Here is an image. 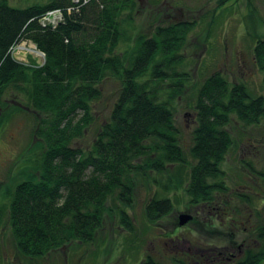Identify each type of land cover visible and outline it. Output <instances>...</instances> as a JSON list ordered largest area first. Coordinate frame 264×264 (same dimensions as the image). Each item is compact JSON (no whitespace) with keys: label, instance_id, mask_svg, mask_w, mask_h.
I'll return each instance as SVG.
<instances>
[{"label":"trees","instance_id":"trees-1","mask_svg":"<svg viewBox=\"0 0 264 264\" xmlns=\"http://www.w3.org/2000/svg\"><path fill=\"white\" fill-rule=\"evenodd\" d=\"M137 7V0H32L25 6L0 0V123L30 112L40 149L8 192L14 246L23 256L38 257L72 242H91L106 214L131 235L127 209L143 182L150 191L154 187L143 205L148 223L168 216L180 193L219 220V229L207 233L221 236V247L208 251L218 264H259L264 206H255V191L245 185L229 186L222 163L234 144L227 126L232 119L246 126L263 119L264 91L252 95L244 84L211 73L196 87L185 150L173 104L189 87L187 73L176 66L182 65L179 50L192 24L157 25L131 45ZM53 10L59 22L42 25ZM20 41L42 53L41 65L11 56ZM251 53L264 80V36L253 38ZM106 78L119 82L108 115L89 147L73 146L91 123V105ZM244 169L262 181L256 194L264 200V161L259 170L250 162ZM188 256L199 261V254ZM143 261L154 264L148 255Z\"/></svg>","mask_w":264,"mask_h":264},{"label":"rangeland","instance_id":"rangeland-1","mask_svg":"<svg viewBox=\"0 0 264 264\" xmlns=\"http://www.w3.org/2000/svg\"><path fill=\"white\" fill-rule=\"evenodd\" d=\"M32 0H7L11 6H25ZM75 1V0H73ZM131 42L149 37L157 25L189 21L185 41L179 50L182 65L178 70L187 73L189 87L173 104L174 123L179 142L187 150L194 126L192 103L196 87L211 73L219 72L229 84L242 83L252 95L264 91L262 74L255 66L251 48L253 38L264 36V0H137ZM58 11L45 14L40 23L55 25ZM120 45L118 50H123ZM11 56L27 65H41L43 55L30 41L12 46ZM187 84V85H188ZM119 82L106 78L100 84V98L91 105V123L73 146L86 149L91 144L100 123L107 117ZM8 97L7 103H14ZM0 108V112H1ZM34 119L25 110L7 122L0 123V264H142L148 255L157 264H218V258L208 252L221 247V236L207 235L219 229V220L204 206L192 207L179 193V203L160 220L148 223L143 205L152 190L141 182L133 191L132 206L127 209L133 233L128 235L115 216L106 214L93 241L72 242L38 257L20 254L13 243L7 222L8 192L13 183L31 166L30 159L39 157L40 149L33 141ZM234 144L222 163L230 187L246 188L255 193V206H264L256 194L262 181L248 174L245 163L254 171L264 161V118L257 124L243 125L232 119L227 126ZM209 214H208V213ZM189 213L192 218L178 225V214ZM133 240V242H131ZM215 251V250H214ZM199 254V261L188 254ZM259 264H264V259Z\"/></svg>","mask_w":264,"mask_h":264},{"label":"water","instance_id":"water-1","mask_svg":"<svg viewBox=\"0 0 264 264\" xmlns=\"http://www.w3.org/2000/svg\"><path fill=\"white\" fill-rule=\"evenodd\" d=\"M191 218H192V216L189 213H180V214H178V225L185 224Z\"/></svg>","mask_w":264,"mask_h":264},{"label":"built area","instance_id":"built-area-1","mask_svg":"<svg viewBox=\"0 0 264 264\" xmlns=\"http://www.w3.org/2000/svg\"><path fill=\"white\" fill-rule=\"evenodd\" d=\"M57 10H53V11H51V12H48L47 14H49V13H53V12H56ZM59 12V11H58ZM60 14V13H59Z\"/></svg>","mask_w":264,"mask_h":264},{"label":"flooded vegetation","instance_id":"flooded-vegetation-1","mask_svg":"<svg viewBox=\"0 0 264 264\" xmlns=\"http://www.w3.org/2000/svg\"><path fill=\"white\" fill-rule=\"evenodd\" d=\"M232 255V254H231ZM225 260H226V258H225ZM152 262H153V260H152ZM154 264H155V262H153ZM143 264V263H142Z\"/></svg>","mask_w":264,"mask_h":264}]
</instances>
